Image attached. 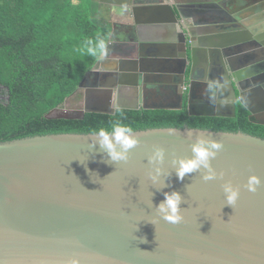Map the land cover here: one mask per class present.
<instances>
[{
	"label": "water",
	"instance_id": "obj_1",
	"mask_svg": "<svg viewBox=\"0 0 264 264\" xmlns=\"http://www.w3.org/2000/svg\"><path fill=\"white\" fill-rule=\"evenodd\" d=\"M127 2L122 0L123 5ZM252 5L255 10L264 9V0ZM170 9L178 29L167 47L180 51L174 52L175 59L159 61L168 64L160 77L140 71L103 73L96 62L77 88L83 90L81 107L64 110L59 106L47 117L82 119L86 113L114 115L119 109L181 110L186 92L190 115H199L192 109L196 98L193 67L201 55L212 61L215 70L219 66L215 60L223 54L221 45L212 34L202 37L208 29L184 27L183 16H175ZM235 21L231 17L226 21L231 31L228 40L255 37L241 31L243 27ZM112 37L113 31L107 46ZM256 39L260 44L254 48L264 54V42ZM258 63L253 75L249 74L252 70L247 73L250 66L233 67L238 71L231 75L225 72L227 87L216 82L202 84L204 93L209 90L219 102L225 94L229 110L204 115L235 117L239 101L258 119L253 95L258 92L264 97V81L256 80L264 74V62ZM190 64L192 84L188 87ZM168 70L173 73L165 74ZM260 112L264 116V109ZM259 123L264 126V121ZM168 129L175 134L168 135ZM134 132L139 144L127 163L118 164L106 162L107 157L93 146L92 133L0 142V264H67L73 258L81 264H264V184L255 194L242 189L234 210L225 204L222 182L205 183L200 173L180 181L170 163L173 158H189L191 145L203 135L223 144L212 165L225 174V181L240 186L250 175L264 181V139L241 131L189 127ZM154 147L166 152L163 174L156 184L149 179L153 169L147 163ZM164 182L169 187L157 191ZM171 191L184 199V221L177 225L159 219L154 210L164 199L163 192ZM221 216L225 222L232 217L225 224Z\"/></svg>",
	"mask_w": 264,
	"mask_h": 264
},
{
	"label": "trees",
	"instance_id": "obj_2",
	"mask_svg": "<svg viewBox=\"0 0 264 264\" xmlns=\"http://www.w3.org/2000/svg\"><path fill=\"white\" fill-rule=\"evenodd\" d=\"M110 33V25L99 18L98 0H0V142L110 131L115 120L134 131L189 127L241 131L264 139V126L253 122L241 104L232 118L190 115L186 93L181 110L119 109L114 115L48 118L77 91Z\"/></svg>",
	"mask_w": 264,
	"mask_h": 264
},
{
	"label": "crops",
	"instance_id": "obj_3",
	"mask_svg": "<svg viewBox=\"0 0 264 264\" xmlns=\"http://www.w3.org/2000/svg\"><path fill=\"white\" fill-rule=\"evenodd\" d=\"M254 1L261 0H128L125 5L122 0H103L98 3L99 18L110 25L113 37L97 61V69L110 74L140 71L141 74L160 77L168 64L159 61L175 59L174 52L180 51L179 47H167L171 40H175L178 29L170 7L175 16H183L181 23L184 27L208 29L209 33L203 31L204 39L208 34L216 36L222 53L235 49L239 52L238 57L255 62L264 60L261 48H254L258 42L256 38L264 42V9H253ZM229 17L236 20L234 24L243 27H239L241 31H247L245 34L250 32L255 37L250 36L245 41L240 37L228 40L227 35L231 31L227 29L226 21ZM174 44L179 45L177 42ZM176 67L174 65L169 70ZM169 70L165 74L173 73ZM149 83L155 82L151 80Z\"/></svg>",
	"mask_w": 264,
	"mask_h": 264
},
{
	"label": "clouds",
	"instance_id": "obj_4",
	"mask_svg": "<svg viewBox=\"0 0 264 264\" xmlns=\"http://www.w3.org/2000/svg\"><path fill=\"white\" fill-rule=\"evenodd\" d=\"M102 48L103 45L101 44ZM172 129H168V135H174ZM92 140L94 147L98 146L99 151L107 157V163L118 164L127 163L131 151L139 144V140L133 130L128 125L122 123L121 120L111 122V130L100 128L92 132ZM223 150V144L214 140L205 139L203 135H199L195 142L191 145L192 155L189 158H173L170 163L178 180L182 181L186 175L200 173L203 182L220 181L224 194L225 204L234 206L237 204L241 190L255 194L264 181L256 175H250L247 182L243 185H234L231 181L224 180V173L218 172L212 165V161L217 157L218 153ZM166 152L161 147H154L147 156V163L152 167L153 173L149 179L153 184L159 183V177L163 174L161 166L165 163ZM112 175V174H111ZM168 184L164 182L163 188L157 190L162 191ZM164 199L154 207L155 214L159 219L171 223L173 225L181 224L184 221L181 204L184 199L177 191L163 192ZM232 217V216H231ZM221 216V219L225 224ZM67 264H81L80 259L73 258Z\"/></svg>",
	"mask_w": 264,
	"mask_h": 264
},
{
	"label": "flooded vegetation",
	"instance_id": "obj_5",
	"mask_svg": "<svg viewBox=\"0 0 264 264\" xmlns=\"http://www.w3.org/2000/svg\"><path fill=\"white\" fill-rule=\"evenodd\" d=\"M98 3L99 0H98ZM233 50V49H231ZM222 54V57H220L219 59L215 60V63H217V68H215V70H213L214 65L212 64V61L207 59L205 61V57L204 56H199V60H197L196 65L193 67L194 69V74H193V79H194V91L196 94V98L194 99L195 101V106L193 109V112L195 114H211L213 112H215V110H219L222 113H227L229 112L228 108H227V102L225 101V94H223L222 100L219 102L220 99L212 97L208 90L209 94H205L204 93V87H202V84H212L213 82H216L218 84L223 85L224 87H227L228 84H226L225 82V72L226 74L231 75V73L235 71H238V69H233V67L235 68H239L241 67L242 69H246L248 66L249 69L247 70V73L250 71L249 74L253 75V72H258V68L256 67V65H259L258 62L262 61L264 62V60H258V62L256 63L255 60H250V58H243V57H238L239 52H236V50H234V52H230ZM226 68V69H225ZM239 68V69H241ZM257 68V69H256ZM191 69L192 66L191 64L188 66V70L186 71V85H188V87L191 86ZM203 79H206V82H203ZM211 79V81H210ZM264 74L258 75L256 77L257 81H264ZM249 84H251V82H249ZM217 85V84H216ZM218 86V85H217ZM250 87V86H249ZM226 90V88L224 89ZM78 91H82L81 89H79ZM77 92V91H76ZM82 94V93H81ZM187 94V92H186ZM80 99V98H79ZM82 100V97H81ZM253 100H254V107L256 108L255 110H257L256 112L258 113V119L255 118V116H251L250 112V118L252 119L253 122L261 125L259 123V120L264 121V116L260 115L259 113H261L260 111H262L264 109V97L261 96L258 92L254 93L253 95ZM239 101H237L236 103V111H237V106H238ZM200 108L198 109L197 107ZM236 116V115H235Z\"/></svg>",
	"mask_w": 264,
	"mask_h": 264
},
{
	"label": "rangeland",
	"instance_id": "obj_6",
	"mask_svg": "<svg viewBox=\"0 0 264 264\" xmlns=\"http://www.w3.org/2000/svg\"><path fill=\"white\" fill-rule=\"evenodd\" d=\"M81 93L82 91H77L75 92L66 102V104L60 105L61 109L64 110H77L81 107L82 105V100H81ZM2 96L0 95V98ZM80 98V99H79Z\"/></svg>",
	"mask_w": 264,
	"mask_h": 264
}]
</instances>
